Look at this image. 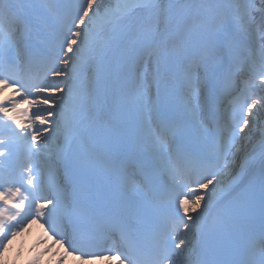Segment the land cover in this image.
Instances as JSON below:
<instances>
[{
    "label": "snow or ice",
    "instance_id": "obj_1",
    "mask_svg": "<svg viewBox=\"0 0 264 264\" xmlns=\"http://www.w3.org/2000/svg\"><path fill=\"white\" fill-rule=\"evenodd\" d=\"M38 12L55 24L41 47ZM161 83L164 111L130 132L123 113ZM262 119L264 0H0V256L42 221L82 264L109 239L117 264H264V127L258 172L229 171ZM101 182L123 199L86 207ZM94 212L115 231L76 226Z\"/></svg>",
    "mask_w": 264,
    "mask_h": 264
},
{
    "label": "bare ground",
    "instance_id": "obj_2",
    "mask_svg": "<svg viewBox=\"0 0 264 264\" xmlns=\"http://www.w3.org/2000/svg\"><path fill=\"white\" fill-rule=\"evenodd\" d=\"M115 2L116 0H112V4ZM102 3L104 5L111 4L108 0H102ZM164 108L165 103L162 105L163 111ZM122 119H125V117L122 116ZM128 125H126V127ZM138 125L139 124H135L134 126L137 131H139ZM261 127H264V119L260 121V127L252 128L251 132L248 133L247 138L241 134L240 140L236 143V149L233 150V154L236 156L230 161L231 168L229 171L238 173L240 171V165L245 162L246 158L252 160V167L255 170H259V153L258 150L254 151V149H258L259 141L261 139ZM129 130L132 133L137 132L133 130L132 127ZM256 130H259L260 133L255 134V137H253V132ZM138 150L141 151L140 148ZM106 189H104L105 192ZM187 193L190 195L189 198L191 199H194L197 194L191 191H187ZM42 223L43 222L41 221L33 224L30 229L12 240L9 249L7 247L5 248L8 251L7 254L9 256V261L12 262V264H20L21 259H24L27 261L26 264H60V261L62 260L63 264H82L79 258L68 255L65 252V248H67L66 244L64 247L59 246V244L53 246V242L51 241L48 232L45 231L46 226L41 227ZM86 264H117V262L114 259L109 260L102 258L88 260L86 261Z\"/></svg>",
    "mask_w": 264,
    "mask_h": 264
},
{
    "label": "rangeland",
    "instance_id": "obj_3",
    "mask_svg": "<svg viewBox=\"0 0 264 264\" xmlns=\"http://www.w3.org/2000/svg\"><path fill=\"white\" fill-rule=\"evenodd\" d=\"M103 1H105V0H103ZM108 1L112 4V0H108ZM46 2H47V0H21V4H28V3H46ZM77 2H81L82 3L83 0H77ZM37 15L39 16V20L48 19L50 22L52 21L47 16V14L44 13V12H38ZM29 18H31V20L35 21V16L30 15ZM144 71H145V69L142 68L141 69V72H144ZM149 85H151V81H149ZM154 88L155 87H153V86L147 87V89L144 92V94L142 96H140V97L137 98V103L132 107V110H130L131 111V115L130 116H133L134 118L137 117V116H141L142 117L145 111L147 113L153 112L152 110H154L156 108V105H155V101H156L155 100L156 99V97H155V91H157V90H154ZM140 98L142 100H140ZM140 101L145 106H143V105L141 106L140 104H142V103ZM123 115H124V113H123ZM127 116H129V115H127ZM155 116L156 115L154 114V112H153L152 116H150L153 121L155 119ZM259 133H260L259 130H256V131L253 132V135L252 136L255 137L254 135L255 134H259ZM240 136H241V134H240ZM240 136L237 138L236 143L240 140ZM235 156L236 155L233 154L230 157V161H232L235 158ZM7 248L8 249L10 248V244L7 245ZM7 252L8 251L6 249L3 250V255L0 256V264H11L10 261H9V256H8ZM7 258H8V260H7Z\"/></svg>",
    "mask_w": 264,
    "mask_h": 264
}]
</instances>
